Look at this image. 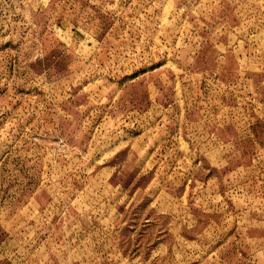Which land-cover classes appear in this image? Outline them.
<instances>
[{
	"label": "rangeland",
	"instance_id": "374dc122",
	"mask_svg": "<svg viewBox=\"0 0 264 264\" xmlns=\"http://www.w3.org/2000/svg\"><path fill=\"white\" fill-rule=\"evenodd\" d=\"M0 264H264V0H0Z\"/></svg>",
	"mask_w": 264,
	"mask_h": 264
}]
</instances>
